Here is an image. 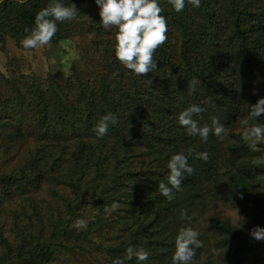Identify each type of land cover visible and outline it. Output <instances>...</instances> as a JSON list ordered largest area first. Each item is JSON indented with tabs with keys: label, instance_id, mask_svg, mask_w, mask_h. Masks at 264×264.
Masks as SVG:
<instances>
[{
	"label": "trees",
	"instance_id": "obj_1",
	"mask_svg": "<svg viewBox=\"0 0 264 264\" xmlns=\"http://www.w3.org/2000/svg\"><path fill=\"white\" fill-rule=\"evenodd\" d=\"M63 2L69 4V0ZM228 2L231 14L237 11L231 19L234 32L230 39L229 23L207 12L208 5L197 12L177 13L160 3L161 15L180 31V64L173 63L166 48L160 46L153 54L157 64L153 72L138 76L132 70L128 74L120 70L112 77L109 69L121 63L114 46L109 49L111 43L99 38L91 45L94 54L101 53L97 63L108 68V74L99 77L98 83L81 82L76 74L66 82L52 79L37 83L21 76L19 82L11 79L6 89L0 86V240L5 241L3 234L8 232L13 237V244H5L0 264L11 259H16L15 264H32L65 248L64 241H90L92 228L102 218L94 217L86 229L76 232L71 219L83 204L104 212L119 204L112 209V225L118 224L120 233L127 232L123 238L129 241L105 249L109 264L123 259L129 246L148 249L145 264H168V260L172 264L178 231L185 223L193 227L198 217L196 206L202 208L210 184L222 179V165L237 166L226 177L235 190L243 177L252 179L259 173L261 168L247 156L249 143L234 141L223 149L225 132L236 128L245 132L241 111L247 105L240 84L231 80L226 86L220 80L223 70L229 71V79H234L237 69L244 73L252 58L256 63L249 67L250 72H264V4L259 6V18L245 26L238 12L253 17L247 2L240 9L234 0ZM49 3L0 0V43L8 37L22 40L24 29L34 26L35 14ZM71 3L80 14V3ZM201 10L206 19L200 18ZM72 21L57 22L56 40L69 35L67 26ZM93 30L88 27V32ZM193 80L196 90L190 93ZM194 103L205 108L194 118L201 126H211L216 117L224 125L221 136L210 132L205 142L186 133L177 117ZM109 112L117 116V122L110 124L104 137H98L94 129ZM178 152H191L188 162L194 171L185 174L182 190L168 201L159 194L158 184L166 182L167 161ZM198 152H207L208 159L196 158ZM44 196L47 202L42 200ZM51 199L62 200L66 215L54 217L43 212ZM149 217L152 220L145 222ZM207 221L215 235H240L215 214ZM36 233L45 237L43 242L34 239ZM200 240L203 245L205 237ZM125 264L138 262L133 258Z\"/></svg>",
	"mask_w": 264,
	"mask_h": 264
},
{
	"label": "rangeland",
	"instance_id": "obj_2",
	"mask_svg": "<svg viewBox=\"0 0 264 264\" xmlns=\"http://www.w3.org/2000/svg\"><path fill=\"white\" fill-rule=\"evenodd\" d=\"M77 2L82 6V11L67 26L69 35L66 38L56 40V37H53L48 45L40 49H25L22 46V40L19 41L10 37L6 38L4 43H0V86L2 88L5 86L6 89V86H10L11 79L19 82L21 76H25L27 79H34L38 83L52 79H56L58 82H66V79L72 78L77 74L81 82L83 80L86 83H98L99 77L108 74V68L98 65L97 61L101 53L94 54L91 42H95L100 38L103 43H111L109 49L113 48L117 29L114 26H110L108 29L102 26L99 8L95 0H77ZM234 2L237 9L242 8V5H246L245 2H247L248 10L254 14L250 18L238 12L245 26L255 22L253 19L260 14V4H264V0H234ZM160 3L165 8H172L168 0H160ZM207 5L209 6L207 12L212 11L218 14L222 20L229 23L227 36L230 39L234 32L231 19L235 17L234 15H236L237 11L231 14L228 0H201L199 8H194L186 0L183 11H186V13L190 11L197 12L198 9L199 11L200 9L203 10ZM202 10L199 16L206 19L207 15ZM172 11H174L173 8ZM257 17L259 18V16ZM97 25L102 27L99 28ZM167 26V39L161 46L165 47L169 52L173 63L180 64L178 52L179 28L175 25L172 26L169 22H167ZM88 27L91 30L95 28V31L88 32ZM255 61L254 58L248 60L247 69L244 73H240L241 70L237 69V73L235 72L232 77L234 79H229V71L223 70L222 79L220 80L226 86H229L231 80L238 85L240 84L242 87L241 92L244 93L246 100L245 105L254 104L258 98L264 96V72L262 73L260 69H253V72L249 70L250 66L252 68L255 65ZM120 70L126 74L130 71L121 63L116 68L112 67L109 69L110 76H118ZM241 114L246 119L247 108H244ZM257 120L260 123H264V116L258 117ZM239 140L250 144L245 132L241 131L240 128L225 132L222 135L223 149L226 151L229 144L234 141L239 142ZM262 144H264V139L258 141L254 148L251 147L247 155L253 164L261 168L259 173L252 179L243 177L239 182L238 189L235 190L232 183L226 181V177L232 175L236 171L235 168L237 166L222 165L220 169L222 179L219 180V183L210 184V189L205 195L202 208L196 206L198 217L193 222L192 228L199 232V240L201 236H204L205 240H203L202 247L198 248V254L195 255L193 264H264V240H256L250 234L251 230L256 226L264 228V146ZM137 165L135 164L133 167H137ZM62 193L69 195L67 190H62ZM224 196L228 199V202H226ZM42 200L47 202L48 198L44 196ZM49 203H51L49 208L47 206L43 207L44 213L48 212L54 217L66 215V208L62 200L53 201L51 199ZM115 207H119V204L113 205V207L108 208L104 212L103 209L98 211V208H91L83 204L78 209L77 215L71 219L72 228L76 232L82 230L76 226L78 220H84L88 226L89 222H93L94 217L101 216L102 218L99 220V224H95L92 228L90 241L83 243L72 239L64 241L66 244L65 248H58L50 256L35 260L32 264H109L105 249L108 246H117L123 241H129L123 238L125 234L127 235V232L120 233L117 229L119 225H112V219L115 215L112 214V209ZM236 210L242 218V226L239 228H236L239 226ZM213 214L217 215L225 224L238 229L240 235L213 234L209 230L207 223L209 216ZM151 220L152 218L149 217L145 222L148 223ZM127 221H124L125 224H127ZM190 225L185 223V227H191ZM43 233L46 234L47 230ZM3 236L6 237L5 241L0 240V256L7 249L5 244H13V237L10 232L3 234ZM34 237V239L39 240L38 243L43 242L45 239V237L37 233L34 234ZM200 241L202 242V240ZM95 248L103 250L94 252ZM16 262V259H11V261H7V264H15Z\"/></svg>",
	"mask_w": 264,
	"mask_h": 264
},
{
	"label": "clouds",
	"instance_id": "obj_3",
	"mask_svg": "<svg viewBox=\"0 0 264 264\" xmlns=\"http://www.w3.org/2000/svg\"><path fill=\"white\" fill-rule=\"evenodd\" d=\"M173 10L177 13L185 8L186 0H168ZM99 8L100 23L105 29L114 26L117 29L115 36L114 51L118 60L136 75L141 76L153 72L157 64L153 59L155 50L167 39L168 26L160 0H95ZM194 8H199L201 0H187ZM78 9L71 3L65 4L63 0H50V3L40 9L34 17V26L25 28V37L21 43L25 49H40L48 45L56 35L57 22L73 20ZM149 83L151 81L149 80ZM196 81L189 85V91L196 90ZM205 108L198 104H191L178 114V123L184 127L189 136H199L202 141H207L209 133L219 137L224 132V125L216 117L212 118L211 126H201L194 117L200 116ZM264 116V96L257 99L254 104L247 105V118L243 121L244 131L248 137L250 147H255L257 142L264 139V123L258 122L257 118ZM117 116L111 112L104 115L97 123L94 131L98 137H104L109 126L116 124ZM188 155H191L189 152ZM188 155L178 152L171 155L166 167L168 175L166 182L158 184L159 194L168 201L175 199L177 192L182 190V180L194 171L188 162ZM195 157L202 160L208 159L207 152L195 153ZM239 218V228L242 226V218L236 210ZM78 228L84 229L87 224L84 220L76 222ZM251 236L256 240H264V228L256 226L251 230ZM199 232L192 227L181 228L174 240L175 250L172 255V264H193L196 249L202 247L198 239ZM123 259H116L113 264H125V260L135 258L138 264H145L149 259V253L141 248L127 247Z\"/></svg>",
	"mask_w": 264,
	"mask_h": 264
}]
</instances>
